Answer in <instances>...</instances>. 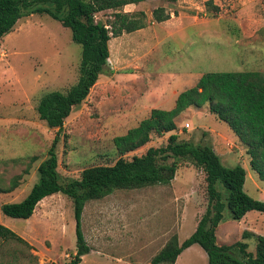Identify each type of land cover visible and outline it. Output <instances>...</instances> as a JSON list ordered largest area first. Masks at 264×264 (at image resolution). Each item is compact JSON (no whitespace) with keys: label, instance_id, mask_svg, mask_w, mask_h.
Here are the masks:
<instances>
[{"label":"rangeland","instance_id":"374dc122","mask_svg":"<svg viewBox=\"0 0 264 264\" xmlns=\"http://www.w3.org/2000/svg\"><path fill=\"white\" fill-rule=\"evenodd\" d=\"M154 1L156 7L178 4ZM181 1L190 5L193 12L200 8L205 11L198 14L196 22L206 16L223 15L227 24L233 25L230 20L237 18L252 30L249 37L238 38L243 65L218 61L208 65L204 72L259 71L264 75V0H214L208 11L206 0ZM213 6L218 8L216 13ZM112 13L111 10L98 12L95 19L112 20ZM121 35L109 39L107 64L87 98L73 108L59 131L48 128L38 118L36 106L44 93L65 91L76 83L81 46L72 41L68 28L47 14L22 17L0 39V206L9 201L1 190L9 188L13 181L20 184L25 194L29 192L38 180L36 168L46 157L56 133L57 170L63 179H77L86 167L113 165L118 160L113 137L124 134L144 117L135 101L147 95L143 84L146 63L135 60L138 54L135 42L146 41L148 36L130 38L121 48ZM242 51L248 52L246 58ZM159 65L155 71L160 74L154 76L162 80L171 65ZM134 72L141 77L142 88L129 92L135 87H128L125 82ZM112 103L120 107L111 106ZM207 106L185 109L175 118V130L151 135L148 143L124 158L143 154L149 147L165 145L171 133L177 134L179 140L212 146H217L213 141L218 137L227 149L225 142L233 140L229 137L230 129ZM249 186L247 182L246 189L251 192ZM206 203L204 172L187 160L178 161L174 178L168 184L115 189L100 199L89 200L82 212V231L89 247L103 255L91 251L81 264H126L132 259L133 264H145L164 231H169L168 238L174 236L183 214L182 224L187 228L193 221L194 206L199 211ZM225 212L229 214L228 210ZM25 221L6 216L0 210V223L29 243L5 242L0 248V264H67L73 258L76 238L70 197L55 193L43 198L32 217ZM249 244L250 249L255 248L254 239Z\"/></svg>","mask_w":264,"mask_h":264},{"label":"trees","instance_id":"16d2710c","mask_svg":"<svg viewBox=\"0 0 264 264\" xmlns=\"http://www.w3.org/2000/svg\"><path fill=\"white\" fill-rule=\"evenodd\" d=\"M145 0H0V39L10 33L22 17L47 14L71 32L73 42L81 46L79 76L65 91L44 93L36 106L38 118L48 128L61 130L73 108L90 93L109 57L108 41L123 32L145 26L142 11L124 12L123 6ZM175 1V0H167ZM213 4L206 0L205 6ZM217 7L213 6L216 13ZM111 10L112 20L95 19L98 12ZM154 20L169 18L164 7L152 10ZM225 122L249 156V164L259 179L264 181V75L259 71H208L193 86L181 91L171 109L152 108L146 118L130 127L124 134L113 137L119 154L113 165L84 168L77 179H63L57 170L56 133L46 157L38 164V180L26 196L18 202L1 204V212L12 218L28 219L37 203L44 197L62 193L72 199L75 219L76 251L67 264H78L90 250L82 231V212L86 202L100 199L115 189L137 188L153 184H168L174 178L179 160H187L204 172L207 203L195 230L178 243L176 234L146 264H174L180 252L191 244H198L206 253L207 264H264V237L244 230L241 240L230 245L216 242L215 229L223 220V212L239 220L247 211L264 213V201L255 199L243 189L245 170L241 165H224L211 143L179 140L171 133L167 143L149 147L130 159L124 155L144 146L151 135H162L176 129L175 118L189 107L201 108ZM17 186L13 181L4 192ZM253 238L255 252L247 251ZM24 242L12 229L0 223V248L5 242Z\"/></svg>","mask_w":264,"mask_h":264},{"label":"crops","instance_id":"0c3cea01","mask_svg":"<svg viewBox=\"0 0 264 264\" xmlns=\"http://www.w3.org/2000/svg\"><path fill=\"white\" fill-rule=\"evenodd\" d=\"M175 1L178 2L177 5L162 6L164 7L165 14H169V18L163 21H156L152 17V10L156 7L154 0L129 3L123 6L124 12L142 11L145 15L144 21L147 23L143 28L132 32H123L120 36L121 40H123L121 41L123 44L121 48L127 44L130 38L139 35L148 36V40L146 41L139 42L137 40L135 42L136 52L138 53L135 60L142 62L143 65L146 63L144 71L146 78L143 77V84L147 89V95L144 99L135 101L138 109L141 108V112L144 114L143 118H146L150 114L152 108L171 109L174 106L177 95L184 89L196 84L199 77L204 73V69H208V65L228 60L234 62V64L243 65L239 59L241 50H239L237 44L239 43L238 38L240 36L243 38L249 37L252 32L251 29L245 26L246 23L233 18L230 20L233 25L227 24L226 20L223 19L224 17H221L223 15L206 16L205 18H199L198 22H196L195 19L199 16L198 14L202 15L203 9L200 8L199 11L193 12L190 5L182 4L181 0ZM230 21L228 22L230 23ZM150 24L154 27L153 32L150 29ZM242 53H246L244 55L246 58L248 52L242 51ZM158 63L171 65L163 75L164 79L162 80L158 76H154L157 73L155 69L158 67ZM137 69L141 70L140 67ZM159 74L160 72L157 73V75ZM138 76L137 72H134L125 82L128 87H132V85L135 87V90H130L129 92H137V90L142 88L140 85L141 77ZM146 80L147 83H145ZM112 104L111 106H118L114 103ZM228 133L230 139L233 140L225 142L227 149H224L218 141V137H216L213 141L214 144L217 143V146H213L215 152L219 155L223 164L227 163L224 165H241L245 170L244 191L251 197L264 201V181L259 179L256 172L253 174L252 171H249L248 167L251 168L249 156L245 152L244 146L231 130ZM234 147L237 149L232 150ZM247 182L250 184L249 189L251 192L246 189ZM4 193L9 199L8 202L19 201L26 196L20 184ZM16 196L18 198L12 200ZM204 210L205 208H200L198 211L197 207L194 206L193 221L187 228L182 224L185 220L183 214L175 228L178 243H181L195 230L198 219ZM223 215V220L218 223L215 229L217 244L230 245L241 240V234L244 230L260 234L264 237V213L257 210H249L239 220L231 219L225 211ZM29 219H26L25 223ZM168 234L169 231H164L161 239L154 247V254L152 253L147 257L146 263L164 246L168 239ZM251 239L253 238H247L242 241L247 243V251L254 253L255 248L250 249L249 242L251 243ZM91 251L103 255L90 247L89 252ZM86 255L82 256L78 264H81ZM104 255L107 256L105 253ZM132 260L126 261V264H133ZM174 264H207V256L204 250L195 243L183 249L177 256Z\"/></svg>","mask_w":264,"mask_h":264},{"label":"built area","instance_id":"2783aa9c","mask_svg":"<svg viewBox=\"0 0 264 264\" xmlns=\"http://www.w3.org/2000/svg\"><path fill=\"white\" fill-rule=\"evenodd\" d=\"M204 12H205V11H204V10H202V14H205Z\"/></svg>","mask_w":264,"mask_h":264}]
</instances>
